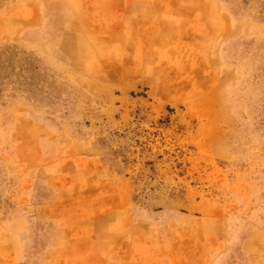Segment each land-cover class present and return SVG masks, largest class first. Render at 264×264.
Listing matches in <instances>:
<instances>
[{"label":"rangeland","instance_id":"obj_1","mask_svg":"<svg viewBox=\"0 0 264 264\" xmlns=\"http://www.w3.org/2000/svg\"><path fill=\"white\" fill-rule=\"evenodd\" d=\"M0 264H264V0H0Z\"/></svg>","mask_w":264,"mask_h":264}]
</instances>
